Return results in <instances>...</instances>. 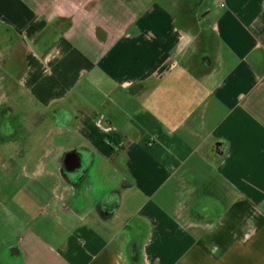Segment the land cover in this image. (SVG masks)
I'll list each match as a JSON object with an SVG mask.
<instances>
[{
  "label": "crops",
  "instance_id": "crops-1",
  "mask_svg": "<svg viewBox=\"0 0 264 264\" xmlns=\"http://www.w3.org/2000/svg\"><path fill=\"white\" fill-rule=\"evenodd\" d=\"M0 264H264V0H0Z\"/></svg>",
  "mask_w": 264,
  "mask_h": 264
},
{
  "label": "rangeland",
  "instance_id": "rangeland-1",
  "mask_svg": "<svg viewBox=\"0 0 264 264\" xmlns=\"http://www.w3.org/2000/svg\"><path fill=\"white\" fill-rule=\"evenodd\" d=\"M142 1H144V2H146V3H148V2H150L151 0H142ZM178 1V5L179 6H181V2H183L184 0H177ZM194 1V0H193ZM133 2V1H132ZM177 11V10H176ZM174 14H179L178 12L177 13H174ZM6 123H8V119H7V122H4V124H6ZM15 123V122H14ZM4 124H2V126L4 125ZM10 127H8L7 125H4L3 126V128L1 127V129L2 130H4L3 132H5L4 134L7 136V137H9V136H11V131H10V129H9ZM67 138V137H66ZM70 139L68 138V140L67 139H65V138H63V141L61 140V141H59V142H57L56 140H54L52 143H54V144H57V143H59V144H64V145H68L69 143H70ZM67 149H70V148H67ZM67 149L66 150H60V152H59V156H63L66 152H68L67 151ZM64 153V154H63ZM87 168V164H85V166H84V168L83 169H81V170H78L76 173H78L77 175H82V174H84V172H86V169ZM19 173V175H20V179L23 181V180H25L24 178H23V176L21 177V172H18ZM87 173V172H86ZM65 174H66V172H65ZM68 176L69 175H72L71 173H69V174H67ZM93 175H94V172L93 173H91V175H90V177H89V179L88 180H86V181H84V182H91V178H92V182L94 181V180H98L99 179V177H98V175L96 174L95 176V178L93 177ZM109 187H108V189L110 190L111 188H112V186H114L113 184H109L108 185ZM99 196H100V194H99ZM89 197V199H91V195L90 196H88ZM79 200H81V199H79ZM82 201V200H81Z\"/></svg>",
  "mask_w": 264,
  "mask_h": 264
},
{
  "label": "water",
  "instance_id": "water-1",
  "mask_svg": "<svg viewBox=\"0 0 264 264\" xmlns=\"http://www.w3.org/2000/svg\"><path fill=\"white\" fill-rule=\"evenodd\" d=\"M78 157L73 154V153H70V154H67L65 157H64V160H63V166H64V172H66L65 174V177L67 178V174L69 173H73L77 170V168L79 167H76L75 166V163L77 162L78 163Z\"/></svg>",
  "mask_w": 264,
  "mask_h": 264
},
{
  "label": "trees",
  "instance_id": "trees-1",
  "mask_svg": "<svg viewBox=\"0 0 264 264\" xmlns=\"http://www.w3.org/2000/svg\"><path fill=\"white\" fill-rule=\"evenodd\" d=\"M132 247V249H130V259L133 260V261H136L137 260V254L135 252V248H136V245L131 243L130 245V248Z\"/></svg>",
  "mask_w": 264,
  "mask_h": 264
},
{
  "label": "clouds",
  "instance_id": "clouds-1",
  "mask_svg": "<svg viewBox=\"0 0 264 264\" xmlns=\"http://www.w3.org/2000/svg\"><path fill=\"white\" fill-rule=\"evenodd\" d=\"M183 39H184L185 43L187 44V43H191L193 38L189 36V37H184Z\"/></svg>",
  "mask_w": 264,
  "mask_h": 264
},
{
  "label": "flooded vegetation",
  "instance_id": "flooded-vegetation-1",
  "mask_svg": "<svg viewBox=\"0 0 264 264\" xmlns=\"http://www.w3.org/2000/svg\"><path fill=\"white\" fill-rule=\"evenodd\" d=\"M75 166H76V167H78V166H79V164L76 162V163H75Z\"/></svg>",
  "mask_w": 264,
  "mask_h": 264
}]
</instances>
